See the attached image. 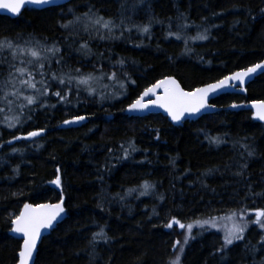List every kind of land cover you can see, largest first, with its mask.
Wrapping results in <instances>:
<instances>
[{
	"label": "trees",
	"instance_id": "1",
	"mask_svg": "<svg viewBox=\"0 0 264 264\" xmlns=\"http://www.w3.org/2000/svg\"><path fill=\"white\" fill-rule=\"evenodd\" d=\"M261 8L264 0H71L40 10L26 7L16 18L0 15V38L60 47L50 66L44 62L46 73L79 68L106 74L92 85L91 95L84 85H60L46 74L49 95L23 112L16 105L9 112L0 103L5 108L0 112V264L17 263L21 241L10 229L20 208L58 201L61 192L66 217L42 238L35 264H171L178 253L173 244L183 242L186 232L178 224L164 227L173 217L185 224L216 217L217 224L232 210L264 209V197L253 195L264 192V122L248 107L264 101V72L247 85L245 95L223 94L214 101L219 111L181 126L161 114L125 112L143 89L165 76L192 90L264 60ZM90 9L114 21L111 36L118 39H100L109 33L97 32L99 26L88 32L83 23L61 27ZM145 25L147 33L134 27ZM204 29L208 39H188L192 51L185 53L184 38ZM85 42L91 49L87 56L78 51ZM60 56L63 62L57 64ZM21 59L26 58L12 61L7 51L0 53V81L9 62L22 66ZM121 59L124 65L117 64ZM113 72L116 77L109 79ZM58 90L68 91V102L51 95ZM18 114L21 123L9 128L6 117ZM74 116L86 119L62 123ZM38 128L45 129L40 136L12 140ZM130 140L137 150L122 158L121 144L127 147ZM57 167L60 187L50 183ZM145 181L153 188L140 195ZM128 189L135 190L128 194ZM246 219L254 220V212ZM101 228L108 239L93 246V233ZM227 228L194 224V239L184 245L180 264H264V230L250 223L243 240L218 252Z\"/></svg>",
	"mask_w": 264,
	"mask_h": 264
},
{
	"label": "snow or ice",
	"instance_id": "2",
	"mask_svg": "<svg viewBox=\"0 0 264 264\" xmlns=\"http://www.w3.org/2000/svg\"><path fill=\"white\" fill-rule=\"evenodd\" d=\"M48 3H50V0H11V2L10 0H0V9H7L12 14H20L23 5H39ZM260 12L264 13V8H261ZM74 23H83V30L85 32L95 28V26H99V28H95L97 32H99V29H106L109 36L101 34L99 37L100 39L119 38L111 36L112 29L117 27L114 21L111 19H105L98 13H93L91 9L88 13H84L81 16H75L73 21H68L67 23L62 24L61 27L68 28ZM134 27H137L138 31L143 33H147L149 31V27L147 25L143 27ZM180 27L187 28L188 25L183 24ZM168 36H175L178 40L181 39L179 32L174 33L169 31ZM188 39L201 41L206 40L208 39V29H204L203 33L198 32L194 37L184 38L185 53L192 51L191 48L187 47ZM5 51L10 54L12 61L17 60V58H26L21 59L22 66L9 62L7 77L3 81H0V103H3L9 112L13 110V105H16L20 112H23L25 107L34 105L38 99L49 95V90L52 85L45 79L46 74L50 80L57 81L60 85H65L66 83L70 85L73 81H75L77 87L84 85L90 95L95 91V88L92 85L100 81L101 78L106 75L102 70L100 71V75H96L94 72L82 73L79 68H70L66 72L61 71L59 73H46L44 62L47 61L50 66L52 57H57L61 51L60 47L55 43L50 46L45 43H41L39 40L35 41V43L31 40L20 43L10 37H2L0 38V53ZM78 51L83 52L86 56L91 54V49L88 47L87 42L82 43ZM62 62V56L56 59L57 64H61ZM124 63L125 61L123 59L117 61V64L119 65H124ZM30 65H32V67H29ZM258 70H264V60L243 68L240 71L234 72L231 75L224 76L223 79L217 80L213 84H207L202 88H196L190 92L184 91L173 77L165 76L163 79L157 80L151 87L145 88L137 99L127 105L125 110L140 111L147 109L149 106H159L168 113L172 121L178 122L185 116L186 113L195 114L206 107H213L207 103L209 94L227 86L232 81L239 82V85L243 90L245 78L257 73ZM37 73L40 76L39 80L36 79ZM73 73H75V75ZM125 76H127L126 73ZM115 77V72L108 76L109 79H113ZM132 83H135V81H132ZM38 85H40V87H38ZM120 87L124 88L123 82L120 83ZM25 88L33 90L34 94H24L23 89ZM160 88L163 89V95H157L155 100L148 99L145 101V97H148L150 93L155 95L156 89ZM51 95L58 97V102H68V91L62 92L58 90L51 93ZM40 106L44 107L43 104ZM51 107H55V105H51ZM231 107L235 108L239 107V105L232 104ZM252 107L255 109L253 113L254 117L260 121H264V101H253ZM2 111H5V108H0V112ZM6 119L11 121L7 125L9 128H13L16 124L21 123L19 114L13 117H6ZM28 119L30 120L31 116H29ZM84 119H86L85 116H74L71 120H64L62 123L72 124ZM44 131V128H38L33 131H28L24 135L13 136L12 140L37 137ZM157 138H159L158 133ZM206 138L209 139L210 143H221V140L218 137ZM8 143H11V141H8ZM121 149L124 154L122 158L125 159L130 155V152L137 150L131 140L128 141L127 147L121 144ZM13 151L18 150L13 149ZM253 154V151L248 152L249 156H252ZM242 167H246V165ZM237 174L239 175V173ZM50 183L56 185L57 187L61 186L62 178L59 167L56 168L55 179L50 181ZM141 188L143 190L140 192V195H147L148 191L153 188V185L145 181L141 185ZM134 190L135 189H128V194ZM249 194H252L251 190ZM253 195L264 197V192L255 193ZM160 199H163V196H161ZM65 211L63 192H61L60 200L57 203H43L36 205L25 203L23 205V209L20 211L19 215H16L11 219V231L17 234H22L23 241L19 247L17 264H35L34 254L38 252V241L42 238V229L47 230L52 228L54 226V222H58V218H60ZM248 211L254 212V220L246 219ZM216 219V217L203 220L197 219L193 222L185 224L173 217L167 224H165L164 227L166 228H172L174 224H178L181 229H186L183 242L177 240L173 244L174 248L178 247V253L171 261V264H180V253H183L184 245L188 244L190 239H194L192 236L193 225L195 224L201 228H204L205 225L216 228ZM226 219L231 222V226L225 230L223 243L221 247L217 249L218 252H223L228 249L234 241L243 240L250 223L258 225L260 229L264 230V209L261 208L251 210L245 209L244 211L232 210ZM99 239H103L105 241L108 239L103 228H101L99 232L93 233L90 243L94 246V242ZM261 240L264 241V236L261 237Z\"/></svg>",
	"mask_w": 264,
	"mask_h": 264
},
{
	"label": "water",
	"instance_id": "3",
	"mask_svg": "<svg viewBox=\"0 0 264 264\" xmlns=\"http://www.w3.org/2000/svg\"><path fill=\"white\" fill-rule=\"evenodd\" d=\"M71 0H50V3H48V4H39V5H37V4H26V5H23L22 6V8H21V12H20V14L22 13V11L26 8V7H31V8H34V9H38V10H40V9H45V8H48V7H54V6H60V5H63V4H65V3H67V2H70ZM10 2H11V0H10ZM20 14H12V13H10L7 9H0V15H4V16H8V17H10V18H16V17H18ZM260 62V61H259ZM256 63H258V62H256ZM255 64V63H254ZM251 66V65H250ZM241 69H238V70H235V71H233V72H231V73H228V74H226L225 76H228V75H231L232 73H234V72H237V71H240ZM264 72V70H258L257 71V73H255V74H252L250 77H248V78H245V84H244V86H243V90L241 89V87H240V85H239V82H237V81H232V82H230L227 86H225V87H223V88H221V89H218L217 91H215V92H213V93H210L209 94V96H208V98H207V103H208V105H212L213 107H206V108H204V109H201L199 112H197V113H195V114H185V116L184 117H182L181 118V120L180 121H178V122H174V121H172V119H171V117L168 115V113L163 109V108H160L159 106H149L147 109H144V110H140V111H126L125 110V112H126V114L128 115V116H132V117H144V116H147V115H149V114H161V115H163L164 117H166V119H167V121L168 122H170L173 126H181L185 121H194V120H197L198 118H200L201 116H204V115H207V114H210V113H215V112H217V111H219L220 110V107L219 106H217L215 103H214V101H215V99L216 98H218L219 96H221V95H223V94H229V93H233V94H238V95H245V93H246V87H247V85L249 84V83H251L258 75H260V74H262ZM171 77H173L176 81H177V83L180 85V87L184 90V91H193L194 89H196V88H202V87H204L205 85H207V84H213V83H215L217 80H215V81H212V82H209V83H206V84H203V85H200V86H197V87H195L194 89H192V90H188V89H185L184 87H182V85L179 83V81L174 77V76H171ZM224 77V76H223ZM223 77L222 78H220V79H223ZM164 78V77H163ZM163 78H160V79H163ZM159 79V80H160ZM220 79H218V80H220ZM156 83V81L154 82V83H152L151 85H149L148 87H151L153 84H155ZM148 87H146V88H148ZM144 91V89L142 90V92ZM141 92V93H142ZM140 93V94H141ZM140 94H139V96H140ZM157 95H163V89L162 88H160V89H156V92H155V95H153V94H149V96L148 97H145V101H147L148 99H152V100H155L156 99V96ZM138 96V97H139ZM137 97V98H138ZM136 98V99H137ZM257 101H259V100H257ZM253 102V101H252ZM252 102L251 103H249V105H248V107H249V109H251V111L254 113V111H255V109L252 107ZM132 103V102H131ZM126 108H127V106H126ZM125 108V109H126ZM257 119V118H256ZM258 121H260L259 119H257ZM261 122H264V121H261ZM57 202H59V200L58 201H54V202H43V203H57ZM43 203H39V204H43ZM29 204H32V203H29ZM32 205H36V204H32ZM65 207V206H64ZM23 209V206L20 208V210H19V213H20V211ZM66 210V209H65ZM19 213H18V215H19ZM66 217V211H65V213H63L62 215H61V217L60 218H58V222H54V226L52 227V228H49V229H47V230H44V229H42V238L43 237H45V236H47V235H49L50 233H51V231L57 226V224L58 223H60L64 218ZM12 227V226H11ZM10 235L13 237V238H16V239H18V240H20L21 241V244H22V234H17V233H14V232H12L11 231V229H10ZM42 238H41V240H42ZM41 240L40 241H38V246H39V244H40V242H41ZM36 256H37V253H35L34 254V261H35V259H36ZM17 264V263H16Z\"/></svg>",
	"mask_w": 264,
	"mask_h": 264
},
{
	"label": "rangeland",
	"instance_id": "4",
	"mask_svg": "<svg viewBox=\"0 0 264 264\" xmlns=\"http://www.w3.org/2000/svg\"><path fill=\"white\" fill-rule=\"evenodd\" d=\"M80 122L81 121L76 122V123H72V124H65V125L71 126V125H75V124L80 123ZM230 223L231 222L229 220H227L226 218H224V219H222V220H220V221L217 222V227L218 228H227V226H229Z\"/></svg>",
	"mask_w": 264,
	"mask_h": 264
},
{
	"label": "bare ground",
	"instance_id": "5",
	"mask_svg": "<svg viewBox=\"0 0 264 264\" xmlns=\"http://www.w3.org/2000/svg\"><path fill=\"white\" fill-rule=\"evenodd\" d=\"M10 18V17H9ZM127 115V114H126Z\"/></svg>",
	"mask_w": 264,
	"mask_h": 264
}]
</instances>
